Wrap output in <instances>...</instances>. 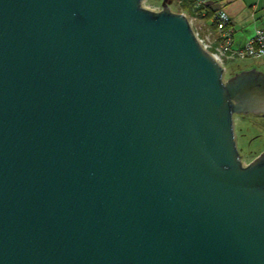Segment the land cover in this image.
Instances as JSON below:
<instances>
[{
    "label": "water",
    "instance_id": "1",
    "mask_svg": "<svg viewBox=\"0 0 264 264\" xmlns=\"http://www.w3.org/2000/svg\"><path fill=\"white\" fill-rule=\"evenodd\" d=\"M143 1L0 0V264H264V73Z\"/></svg>",
    "mask_w": 264,
    "mask_h": 264
},
{
    "label": "built area",
    "instance_id": "2",
    "mask_svg": "<svg viewBox=\"0 0 264 264\" xmlns=\"http://www.w3.org/2000/svg\"><path fill=\"white\" fill-rule=\"evenodd\" d=\"M192 4L191 10H187L183 5L186 0H180L183 6L181 11L184 14L193 29L201 47L207 51L224 69L227 62H235L246 59L264 58V30L258 28L254 35L243 45H235L236 29L231 15L223 7H212L214 0H189ZM264 9V7H263ZM212 13L208 32L202 34V25L207 26L202 16L208 12ZM201 21L202 25H198ZM196 24V26L194 25ZM210 27V28H209Z\"/></svg>",
    "mask_w": 264,
    "mask_h": 264
},
{
    "label": "rangeland",
    "instance_id": "3",
    "mask_svg": "<svg viewBox=\"0 0 264 264\" xmlns=\"http://www.w3.org/2000/svg\"><path fill=\"white\" fill-rule=\"evenodd\" d=\"M142 5L152 11L158 12L164 8V0H144ZM167 7L174 13L183 10L180 0H168ZM196 26V24H194ZM198 25H202L199 21ZM207 26L202 25V34L208 32ZM210 28V27H209ZM224 71V81H228L242 71L256 69L264 73V65L259 59H246L235 62H227ZM264 112H247L234 114V131L236 145L240 154L242 164L247 166L264 154Z\"/></svg>",
    "mask_w": 264,
    "mask_h": 264
},
{
    "label": "crops",
    "instance_id": "4",
    "mask_svg": "<svg viewBox=\"0 0 264 264\" xmlns=\"http://www.w3.org/2000/svg\"><path fill=\"white\" fill-rule=\"evenodd\" d=\"M219 6L226 9L232 17L237 47L249 40L256 29L264 30V0H214L212 7ZM259 60L264 65V58Z\"/></svg>",
    "mask_w": 264,
    "mask_h": 264
},
{
    "label": "trees",
    "instance_id": "5",
    "mask_svg": "<svg viewBox=\"0 0 264 264\" xmlns=\"http://www.w3.org/2000/svg\"><path fill=\"white\" fill-rule=\"evenodd\" d=\"M187 10H191L192 8V4L189 0H186V2L183 5ZM211 16L212 13L209 11L206 15L202 16V19L206 22V23H210L211 20ZM214 28V25H211Z\"/></svg>",
    "mask_w": 264,
    "mask_h": 264
},
{
    "label": "flooded vegetation",
    "instance_id": "6",
    "mask_svg": "<svg viewBox=\"0 0 264 264\" xmlns=\"http://www.w3.org/2000/svg\"><path fill=\"white\" fill-rule=\"evenodd\" d=\"M263 118H264V116H263Z\"/></svg>",
    "mask_w": 264,
    "mask_h": 264
}]
</instances>
